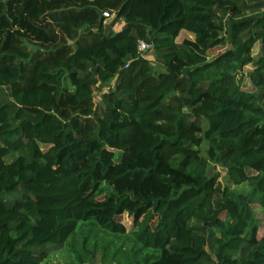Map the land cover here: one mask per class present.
Instances as JSON below:
<instances>
[{
	"label": "trees",
	"instance_id": "trees-1",
	"mask_svg": "<svg viewBox=\"0 0 264 264\" xmlns=\"http://www.w3.org/2000/svg\"><path fill=\"white\" fill-rule=\"evenodd\" d=\"M254 202L264 0H0V264H264Z\"/></svg>",
	"mask_w": 264,
	"mask_h": 264
},
{
	"label": "rangeland",
	"instance_id": "rangeland-1",
	"mask_svg": "<svg viewBox=\"0 0 264 264\" xmlns=\"http://www.w3.org/2000/svg\"><path fill=\"white\" fill-rule=\"evenodd\" d=\"M111 21H112L111 18H108L106 20L105 24H110ZM120 28H121V25L117 26L115 29L119 30ZM184 38L193 39V36L188 32H183V36L178 38V42H182V40ZM225 50H226V47L225 48H223V47L215 48L210 52V57L214 58V57L220 55L221 53H223ZM151 55H152L151 52H148L147 58L150 60H153V56H151ZM254 55H255V58H258L260 56L259 45L254 49ZM157 69H158V71L160 70L159 68H157ZM253 71H254L253 65H250V66L245 68V75H244L245 79H244V82L242 84V88L246 91H251V92L256 91V86H257L258 80L255 79L254 76L252 75ZM108 90L109 89L106 88L105 90H102L100 92L98 91L95 93V98L97 99L98 102L101 101L102 94L105 92H108ZM203 128H204V130H206L208 128V124L205 121L203 122ZM207 148H208V143L204 142L201 146V149L203 151V156L206 155ZM44 149L47 150V147H44ZM210 172H211V174L216 173V172L221 173L222 174L221 183L223 185H225V184L229 185V182H227V180H226V172L223 168L213 164L210 166ZM230 187H232L234 190L243 191V192H248L250 189L248 183H245L241 186H231L230 185ZM254 207L256 208V214L258 217V226L260 227L259 232H258V236H259V238H261L264 234V230H263V223L259 219L263 218L262 217L263 216V210L261 208H259V205L256 202H254ZM117 220L126 226V229L128 232H132V230H133V219L130 216H128V214H125L123 216L118 217ZM190 226L192 228H200L199 223L196 221H192L190 223ZM77 233H78V235L75 238H76V241L78 243L77 246H79L80 240H82L88 234H91V237H92L96 233V230L91 228V227H88V226H83V224L81 223L77 229ZM100 233H101L100 236H103V232H100ZM247 234L249 235L250 231ZM107 239L108 238L106 237V240ZM116 242L118 244L124 243V246H125V244L130 245V243L128 242V240L126 238H122L121 240L117 239ZM72 245L74 246L75 243L73 242ZM75 259H76V254L72 252V246L69 244L67 246L62 247L61 249H58V250L52 252L50 254V257L48 258L47 263H45V264H79ZM119 259H120V255H119ZM86 264H107V263H103V256L101 255V252H99L96 255L95 259H93L90 262H87Z\"/></svg>",
	"mask_w": 264,
	"mask_h": 264
},
{
	"label": "built area",
	"instance_id": "built-area-1",
	"mask_svg": "<svg viewBox=\"0 0 264 264\" xmlns=\"http://www.w3.org/2000/svg\"><path fill=\"white\" fill-rule=\"evenodd\" d=\"M104 16L106 18H112V15L108 12H105ZM152 48H153L152 44H149V43L144 42V41L139 42V52L141 54H146V53L150 52Z\"/></svg>",
	"mask_w": 264,
	"mask_h": 264
}]
</instances>
